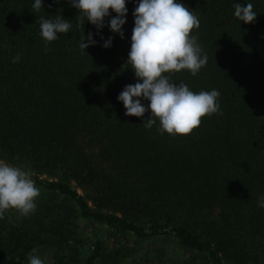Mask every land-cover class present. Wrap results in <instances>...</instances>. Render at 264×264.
<instances>
[{"label":"trees","instance_id":"16d2710c","mask_svg":"<svg viewBox=\"0 0 264 264\" xmlns=\"http://www.w3.org/2000/svg\"><path fill=\"white\" fill-rule=\"evenodd\" d=\"M177 2L200 21L191 35L207 63L163 75L218 90L222 112L190 135L161 134L158 119L146 128L150 109L126 116L117 99L138 81L127 60L139 0H126L123 39L108 26L112 9L97 34L89 21L77 27L70 0H42L36 13L34 0H0V163L40 191L34 212L0 218V264H29L48 247L56 264H129L145 241L168 243L173 264H264V0ZM236 3H251L255 21H239ZM56 15L72 28L45 51L39 17ZM89 32L97 43L81 53ZM80 221L98 224L91 241Z\"/></svg>","mask_w":264,"mask_h":264},{"label":"clouds","instance_id":"9594fccd","mask_svg":"<svg viewBox=\"0 0 264 264\" xmlns=\"http://www.w3.org/2000/svg\"><path fill=\"white\" fill-rule=\"evenodd\" d=\"M70 4L79 10L77 27H83L85 21H89L97 28V34L105 26L104 18L110 15L109 9H112L117 15L110 19L108 26L113 33L124 38L122 26L126 23L128 12L126 0H70ZM41 8L42 0H34L32 11L36 13ZM234 8V16L239 21H255L257 13L251 3H236ZM133 16L134 28L127 64L131 65L138 81L126 85L117 99L123 102L126 116L143 117L150 109V118L143 122L146 128H151L158 119L161 134L190 135L199 127L202 117L220 112V93L216 89L194 93L183 82L178 85L170 83L163 74L187 69L195 76L206 65L207 55H201L202 48L197 37L191 35L194 28L200 27V21L177 0H139ZM39 23L45 51H48V44L57 39L58 33L66 34L72 28L70 21L61 15L54 16V19L41 16ZM84 40L85 37L79 44L81 53L89 45L97 43L92 32L88 33L87 43ZM112 40L110 36L103 47H110ZM20 59L17 54L13 63ZM141 98L150 101L147 107L142 104ZM39 195L40 191L29 174L19 167L0 163V218L6 210L13 208L22 215H29L36 210L35 199ZM258 206L264 208V196L259 198ZM29 264L44 262L30 254Z\"/></svg>","mask_w":264,"mask_h":264},{"label":"rangeland","instance_id":"374dc122","mask_svg":"<svg viewBox=\"0 0 264 264\" xmlns=\"http://www.w3.org/2000/svg\"><path fill=\"white\" fill-rule=\"evenodd\" d=\"M78 224L79 225L76 226L75 229L78 231L79 237H81L85 242L91 241L94 238L96 232H99V226L97 223L91 224L80 221ZM132 241L133 238H130L131 243ZM167 246L170 245L164 241H162V244L156 242L153 244V242L145 241L139 244L137 248L138 250L133 255V257H128L126 261L129 264H173L172 261L176 254L172 253V257L170 258L169 249ZM39 250L40 251L36 253V256L42 259L44 264H56L52 258V249L50 247L47 249L40 248Z\"/></svg>","mask_w":264,"mask_h":264}]
</instances>
